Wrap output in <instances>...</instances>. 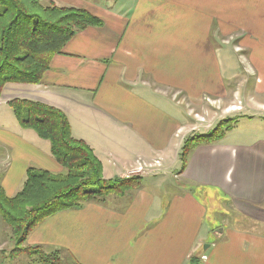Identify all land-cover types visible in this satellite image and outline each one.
<instances>
[{
  "label": "crops",
  "instance_id": "crops-1",
  "mask_svg": "<svg viewBox=\"0 0 264 264\" xmlns=\"http://www.w3.org/2000/svg\"><path fill=\"white\" fill-rule=\"evenodd\" d=\"M42 2L86 9L102 23L77 31L39 83L3 88L5 193L22 188L29 167L64 170L49 141L20 126L13 98L62 110L105 179L151 167L123 195L47 217L25 245L57 250L60 264H264V104L241 99L264 91V0ZM235 60L246 66L237 74ZM233 116V127L195 146L179 172L185 139ZM11 244L0 218V264L33 260L10 259Z\"/></svg>",
  "mask_w": 264,
  "mask_h": 264
},
{
  "label": "trees",
  "instance_id": "trees-1",
  "mask_svg": "<svg viewBox=\"0 0 264 264\" xmlns=\"http://www.w3.org/2000/svg\"><path fill=\"white\" fill-rule=\"evenodd\" d=\"M101 23L82 8L44 4L42 0H0V95L9 83H39L52 57L61 53L77 31ZM7 103L20 126L49 141L51 154L64 169L62 174H53L29 167L22 188L13 196L0 184V216L15 242L9 257L26 255L40 264H60L57 250L25 245L31 230L57 212L108 194L123 195L139 178L105 179L100 160L83 140L73 137L62 110L26 98ZM234 124L220 120L207 133L188 136L179 152V172L195 146L221 139Z\"/></svg>",
  "mask_w": 264,
  "mask_h": 264
},
{
  "label": "rangeland",
  "instance_id": "rangeland-1",
  "mask_svg": "<svg viewBox=\"0 0 264 264\" xmlns=\"http://www.w3.org/2000/svg\"><path fill=\"white\" fill-rule=\"evenodd\" d=\"M236 61V60H235ZM244 67H246L245 65H241V64H239L237 61L236 62H234V65L232 66V68L234 69V73L235 74H237V73H240L241 71H242V68H244ZM254 84V81L253 80H251L250 81V86H252ZM241 99L244 101V105H248L249 107L248 108H257V102L258 103H263L264 104V91H257V92H254L253 94H252V97H251V99L249 100H246L247 98L246 97H244L243 95H242V97H241ZM235 101H236V106L237 105H240V102L239 101H241L240 100V98H235ZM247 103V104H246ZM245 108H247V107H245ZM235 109V108H234ZM244 112V111H243ZM237 117L238 116H233V117H230V118H225V119H229L230 121H232L233 123H235L236 122V120L235 119H237ZM224 120V119H223ZM256 123H260V122H256ZM180 152V151H179ZM179 155V154H178ZM157 162L156 163H159V160H156ZM178 170H179V168H178ZM64 171V170H63ZM130 171V170H129ZM128 172V171H127ZM51 173H53V174H62L63 172H60V171H57V172H51ZM127 178H130L129 176L127 177ZM165 186V185H164ZM106 196V195H105ZM102 197H104V196H102ZM102 197H99V198H102ZM91 201V200H90ZM0 218H1V216H0ZM1 220L3 221V219L1 218ZM3 223L5 224V226H8L4 221H3ZM9 233H10V237H11V249L14 247V244H15V242H14V238H13V236H12V232H11V230H10V228H9ZM11 249H10V251H11ZM10 251H9V253H10ZM2 257V255H1V253H0V260L2 259L1 258ZM35 258V257H34ZM10 259H12V258H10ZM31 259H33V257L31 258ZM11 264H13L12 263V260H11V262H10ZM26 262H22L21 261V263L20 264H25ZM19 264V263H18ZM28 264H40L39 263V261L37 260V261H34V260H32L30 263H28Z\"/></svg>",
  "mask_w": 264,
  "mask_h": 264
},
{
  "label": "built area",
  "instance_id": "built-area-1",
  "mask_svg": "<svg viewBox=\"0 0 264 264\" xmlns=\"http://www.w3.org/2000/svg\"><path fill=\"white\" fill-rule=\"evenodd\" d=\"M155 162H157V161H155ZM150 167H151V165L146 166L145 164L139 163L135 168L131 169L130 171L126 172L125 174H123L121 176L133 177V176H136L138 174L145 172L147 170V168H150Z\"/></svg>",
  "mask_w": 264,
  "mask_h": 264
}]
</instances>
